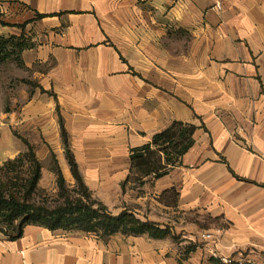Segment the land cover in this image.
<instances>
[{
  "label": "crops",
  "instance_id": "1",
  "mask_svg": "<svg viewBox=\"0 0 264 264\" xmlns=\"http://www.w3.org/2000/svg\"><path fill=\"white\" fill-rule=\"evenodd\" d=\"M217 1L0 0L34 34L29 143L74 184L64 129L96 200L171 233L103 240L32 224L0 233V264H264V0ZM175 122L197 127L180 163L122 187L131 150Z\"/></svg>",
  "mask_w": 264,
  "mask_h": 264
},
{
  "label": "trees",
  "instance_id": "2",
  "mask_svg": "<svg viewBox=\"0 0 264 264\" xmlns=\"http://www.w3.org/2000/svg\"><path fill=\"white\" fill-rule=\"evenodd\" d=\"M39 19L43 16H39ZM24 29L25 26H16ZM24 34V33H23ZM24 36V37H23ZM21 37L14 36L10 40L0 37V53L4 55H21L24 51L35 47ZM12 46V51L8 47ZM197 127L181 122L173 123L167 130L156 134L151 144L141 148L132 149L130 158L132 163V175L122 187L131 180L141 182L143 178L158 180L166 176L176 167L182 157L195 144L194 136ZM63 138L66 147V157L72 169L76 181L77 199L71 200L66 196V202L55 209L35 206L29 200L38 188L42 178V165L32 148L26 155L31 164L30 177L20 184V192L8 191L7 184L0 181V230L11 240H17L24 234L28 225H39L52 231H73L84 234H92L103 240H107L116 234L128 236L149 235L153 239H165L171 235L169 229H161L152 222H143L136 215L124 210L119 215H114L100 201L93 197L86 186L71 152L67 134L63 129ZM21 159L9 162L5 167H0V174L8 173L11 166L18 164ZM60 184L65 190L66 184L62 172H59ZM218 264L219 260L214 259ZM233 264V263H232Z\"/></svg>",
  "mask_w": 264,
  "mask_h": 264
},
{
  "label": "rangeland",
  "instance_id": "3",
  "mask_svg": "<svg viewBox=\"0 0 264 264\" xmlns=\"http://www.w3.org/2000/svg\"><path fill=\"white\" fill-rule=\"evenodd\" d=\"M21 35H24L21 28L16 27L8 16L7 5H0V37L10 40ZM24 39L34 43V34L28 32ZM8 50L12 51V46H9ZM39 93L40 85L34 79V72L24 66L23 54L6 56L0 53V167L21 159L18 164L11 166L8 173L5 171L0 174V181L9 185L8 191L20 192L18 186L30 177L31 164L26 155L32 148L41 162L42 178L29 201L35 206L55 209L64 205L66 196L71 200L77 199V184L76 181L72 184L64 178L66 187L63 190L59 180L61 170L56 156L43 152L41 144L36 146L29 143L30 140H35L34 137H39V132L22 122V110L28 99ZM33 133L37 135L33 136ZM0 233L6 236L1 230Z\"/></svg>",
  "mask_w": 264,
  "mask_h": 264
},
{
  "label": "built area",
  "instance_id": "4",
  "mask_svg": "<svg viewBox=\"0 0 264 264\" xmlns=\"http://www.w3.org/2000/svg\"><path fill=\"white\" fill-rule=\"evenodd\" d=\"M214 10L216 11H222L223 10V4H222V0H218L216 2V4L213 7ZM262 160H264V155L261 156ZM204 240H213L214 239V235L213 234H205L203 235ZM214 259L219 260L222 264H232L233 261L228 258V257H224V256H218L215 255Z\"/></svg>",
  "mask_w": 264,
  "mask_h": 264
}]
</instances>
